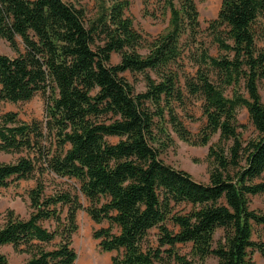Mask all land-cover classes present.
Here are the masks:
<instances>
[{
	"label": "trees",
	"instance_id": "16d2710c",
	"mask_svg": "<svg viewBox=\"0 0 264 264\" xmlns=\"http://www.w3.org/2000/svg\"><path fill=\"white\" fill-rule=\"evenodd\" d=\"M100 1L98 15L87 19L68 0H0V36L18 53H0V103L47 99L44 122L0 116V152L28 154L0 163V188L36 181L29 217L7 211L0 247L27 256L24 264H78L73 238L85 211L108 224L93 237L102 252L116 253L113 264H204L209 257L254 264L256 252L264 257V244L254 240L264 212L251 207L264 195V0H222L208 27L219 56L202 37L196 0H155L170 18L153 39L127 15L131 0ZM127 73L143 75L146 90L137 92ZM189 98L203 103L199 137L178 112ZM241 109L257 133L247 141ZM216 135L208 184L161 158L175 136L206 147ZM47 178L75 180L80 189L48 194ZM179 245H190V254ZM0 264H11L1 252Z\"/></svg>",
	"mask_w": 264,
	"mask_h": 264
},
{
	"label": "rangeland",
	"instance_id": "374dc122",
	"mask_svg": "<svg viewBox=\"0 0 264 264\" xmlns=\"http://www.w3.org/2000/svg\"><path fill=\"white\" fill-rule=\"evenodd\" d=\"M78 7H83L86 10L87 19H94L101 8L100 0H68ZM130 5V0H128ZM200 11V21L202 27V37L206 45L210 48L211 53L215 56L221 54L218 46L213 42V37L209 32V22L217 17L220 10L222 0H196ZM131 7L127 10V15L134 19L136 27L148 39H153L164 32L169 25V13H164L161 6L155 1L151 0L149 5L144 4V0H131ZM20 51H25V45L20 36L17 37ZM260 47H264V38L258 41ZM142 52H146L142 50ZM0 53L15 56L18 53L14 51L10 44L0 36ZM121 56L118 53H113L112 64H119ZM186 70L189 73H194V69L190 63L186 61ZM129 82L134 85L137 92H144L146 90V83L143 75H132L127 73L124 75ZM260 93L264 102V81L260 85ZM228 97L232 96V91L227 93ZM47 99L43 95L36 96L32 101L19 104L0 103V116L13 112L18 115L20 121L25 123H32L33 121L44 122L46 116ZM180 117L187 129L193 136L199 137L204 126L206 125V118L203 115V103L198 98H189L186 109H178ZM239 121L247 127L246 130L241 129L243 139L249 140L257 136L256 130L251 124L248 112L246 109H241L239 112ZM175 145L165 150L162 153V160L175 169L183 170L190 174L194 180L208 184L210 163L208 161L209 147L215 145L219 141V135H216L210 142L209 146H192L182 142L176 136ZM118 138L111 139V142H118ZM26 152L19 154H6L0 152V163H15L21 157H25ZM264 179V177H263ZM47 193L52 194L55 190L64 189L77 192L80 189L79 184L75 180L68 179H52L47 178ZM36 185L35 180L13 182L7 188H0V227L4 225L5 216L8 210H13L15 214L22 219H27L30 215V200L28 196L29 190ZM82 204L84 207L89 206L88 201L81 195ZM251 207L254 210L264 212V195L255 196L252 198ZM78 232L73 238V247L78 254V264H113L112 258L116 253H104L99 248L98 241L94 239V231L103 227H108L107 223L102 225L96 224L89 215L82 211L78 216ZM152 232V239L155 240ZM223 231H218L216 240H219ZM254 240L264 244V229H259L255 234ZM178 251L181 254L189 255L191 252L190 245H179ZM0 252L3 253L11 264H24L27 256L15 253L11 246L0 247ZM254 264H264V257L256 252L253 255ZM175 264V263H169ZM204 264H218V259L209 257Z\"/></svg>",
	"mask_w": 264,
	"mask_h": 264
}]
</instances>
